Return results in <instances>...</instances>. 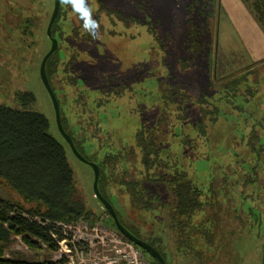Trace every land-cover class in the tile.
Returning <instances> with one entry per match:
<instances>
[{"label":"trees","instance_id":"16d2710c","mask_svg":"<svg viewBox=\"0 0 264 264\" xmlns=\"http://www.w3.org/2000/svg\"><path fill=\"white\" fill-rule=\"evenodd\" d=\"M122 1L131 2L135 11L142 6L137 0ZM200 1L199 6L197 0L190 5V12L203 10L195 14L202 17L203 26H188L180 47L182 56L177 60L170 58L166 37L146 26L152 39L147 64L144 67L139 61L136 65L138 70L145 69L146 73L140 75L150 81L144 89L139 88L143 76L123 66L117 74L98 76L89 89L79 87L78 69L82 64L94 67L103 57L109 59L106 41L120 35L116 23L124 29L144 25L135 15L125 16L122 7H108L107 0H86L91 9L88 24L70 7L59 5L51 27L57 48L45 64L64 131L79 154L99 169V193L112 207L111 195H127L129 216L142 219V228L128 224L113 207L119 223L153 247L165 264H221L222 254L228 251L221 237L225 231L230 234L241 230L243 221L248 220L243 219L242 211L231 209L247 205L245 213L254 223L264 214V73L255 71L264 67V59L218 74L216 26H206L216 15L206 12L208 4L212 1L215 9L217 0ZM242 2L264 27V0ZM29 3L15 4V11L8 12L13 22L6 14L2 17L4 26L15 28L16 46L23 60L31 57L43 39L48 40L45 31L51 14L43 9L42 0ZM186 22L190 25L189 19ZM40 31L44 32L42 38ZM64 87L69 93L60 100L55 89ZM138 90L146 108L135 99ZM15 97L21 109L0 105V182L21 201L0 199V264H65L64 257L58 262L38 263L7 259L4 243L14 237L30 250L43 245L54 252L65 239L58 224L86 221L117 229L107 211L101 209V219L85 203L64 146L49 133L45 116L29 110L35 102L33 94L18 92ZM69 104L76 112L79 134L86 135L85 145L96 144L99 148L98 144L104 142L107 151L100 159L93 154L86 156L83 141L69 130L65 115ZM118 105L133 106L131 116L138 117L140 124L129 144L107 146L108 133L102 131L96 117ZM143 110L147 113L145 119L140 115ZM223 148H233L234 152L225 154ZM209 150L217 154V159L210 157ZM205 160L210 163V172L204 190L196 179V168ZM145 215L152 227L163 225L165 246L159 238L145 241ZM109 219L111 223H107ZM142 252L150 264H159Z\"/></svg>","mask_w":264,"mask_h":264},{"label":"rangeland","instance_id":"374dc122","mask_svg":"<svg viewBox=\"0 0 264 264\" xmlns=\"http://www.w3.org/2000/svg\"><path fill=\"white\" fill-rule=\"evenodd\" d=\"M137 1L142 6L140 10L135 11L133 10V6H131L132 3L129 1L107 0L106 4L108 7L112 9L122 7L125 16L135 15L144 25H132L130 28L124 29L121 23L115 24V26H120L115 29L120 35L106 41V51H108L109 59L103 57L94 67L82 64L81 69H78L81 78L79 80V87H83L82 90L85 88L89 89L90 85L98 76L117 74L121 71V66L124 69L127 67L132 68V71H136L138 75L142 71L144 73L145 69L138 70L136 65L139 61L144 67L147 64L149 41L152 39L146 26L154 28L157 35L162 33V37H166L165 42L167 45L170 44V58L172 60H177L182 56L180 47L184 44L183 39L188 26H195L196 28L203 26L202 17L199 18L195 15L201 9H195V12H190V5L195 0ZM197 1L198 3L196 4L199 6L202 2ZM42 2L43 9L52 12L53 7H51V3L53 4V0H42ZM211 2L208 4L206 12H214L216 14L215 20L211 16L206 26H216L215 44L218 53V74H224L250 62L264 59V27L258 24L252 9L244 4L242 0H217L215 9L212 8L213 2ZM28 3L29 0H0V105L13 109H21L22 107L16 99L15 94L18 92H30L33 94L35 102L29 107V110L41 113L48 120L49 133L64 146L68 163L74 173L75 184L80 190L85 203L95 211L98 217L104 219L101 212L102 206L94 197L93 171L87 164L75 158L70 148L67 147L60 136L52 102L41 83L39 74L40 63L44 55L48 52L50 43L48 40L43 39L39 48L32 50L31 57L23 60L20 58L23 53H20L19 49L17 50L15 28L12 26H4L2 23L3 14H6L7 19L13 22V17L8 12L15 11V4L27 6ZM188 19L190 25H187L186 21ZM39 36L42 38L44 32L40 31ZM99 43L98 45L100 46L102 42ZM104 48L102 46L100 50L103 51ZM96 55H99V50L96 52ZM170 66L172 68V63ZM263 68L256 69V73L263 74ZM132 71L130 72L131 75H133ZM161 75L159 73L158 77H161ZM140 76H143L141 80L144 81L140 84L139 88L144 89V87L146 88L149 85L150 81L145 75ZM53 84L55 88L59 87L56 82ZM86 91L88 92V90ZM68 93L69 91L66 87L61 90L55 89V94L60 100L61 96L67 95ZM136 93L135 99H137L143 108H146V103H142L140 91L138 90ZM136 106L138 105L136 104ZM132 107L118 105L117 108L114 107L115 109H111L107 113L97 115L96 123L101 127L103 132L108 133L106 136L108 138L107 146L111 145L113 147L116 142L129 144L132 141L133 131L140 124L138 117L131 116ZM61 109H64V104L62 103ZM75 113V110L69 104L66 107L65 114L68 120L69 130L77 134L78 139L83 141V151L86 156L93 154L96 159H100L105 154L104 152L107 151L104 147V142H99V148H97L96 144L92 147L89 144L85 145L87 141L86 135L79 134V125L76 123ZM191 113L192 111L189 112V114ZM140 115L145 119L147 113L143 110ZM211 152L209 150L210 157L217 159V154L213 152L211 154ZM223 152L226 154L233 153L234 151L233 148L229 150L223 148ZM213 161L211 160V164H213ZM196 165L197 163L194 164L195 168ZM196 170L198 183L201 184L204 190L207 189L205 185L208 183L210 172L209 161L205 160V162H200ZM207 193L205 192V194ZM0 199L11 202L21 201L18 195L14 194L2 182H0ZM110 200L119 216L126 220L128 224L141 227L142 219L137 220L133 216H129V201L126 194H113ZM234 209L237 212L242 211L244 213L243 219L247 217L248 220L243 221L244 224H241V230L235 229L230 234L225 231L223 238L221 237L222 243L228 250L222 254L221 264H264V214L257 216L256 223H254L252 222L254 219H249L245 213V210H248L247 205H243V207L234 206L231 211H234ZM253 214L256 216L257 212L253 211ZM233 216H235V213H233ZM145 220L146 223H144V226L148 232V235L144 237L145 241L149 243L152 238H159L162 245L165 246L167 240L163 225H156L157 227L155 228L152 227L151 222L148 220V215H145ZM80 223L81 221L65 225L59 224L63 228L64 236L68 240V243H60L58 250L54 252L49 251L43 245L38 250H30L19 238L10 237L9 241L4 243L5 258L19 259L28 263H38L42 261L58 262L64 257L66 259L65 264H92L91 261L94 259L102 260L100 264H113L111 260L116 258L115 248L107 240H98L89 232H85L79 225ZM107 223H111V219ZM66 245L70 246L67 247L69 250L67 254L64 251ZM81 252L83 253V258L80 255Z\"/></svg>","mask_w":264,"mask_h":264},{"label":"water","instance_id":"95a60500","mask_svg":"<svg viewBox=\"0 0 264 264\" xmlns=\"http://www.w3.org/2000/svg\"><path fill=\"white\" fill-rule=\"evenodd\" d=\"M59 5H60V0H53V8L52 12L50 14V18L48 21V24L46 26V37L48 38L50 42V48L48 52L44 55V57L41 60L40 63V68H39V74H40V79L41 83L47 92L51 102L52 106L55 112V118H56V124L57 128L59 131L60 136L62 137L63 141L68 145L70 148L72 154L75 156L77 160L80 162L87 164L93 171L94 175V181H93V192H94V197L99 201L101 204L102 208L108 212L109 216L111 217L117 231L122 235L123 238H125L128 242L131 244L136 245L138 248H140L142 251L148 253L151 255L159 264H165L163 258L161 255L149 244L144 242L141 239L136 238L134 235H132L128 230H126L118 221L117 215L113 209V207L110 205L109 202H107L99 193L98 188H97V182H98V177H99V169L97 165L93 162H89L86 159H84L79 152L76 150L71 138L66 134L64 131L61 120H60V111H59V105L56 100V97L54 95V92L52 91L50 84L47 80L46 74H45V64L47 59L55 52L57 48V40L51 36V27L57 17L58 10H59Z\"/></svg>","mask_w":264,"mask_h":264},{"label":"built area","instance_id":"2783aa9c","mask_svg":"<svg viewBox=\"0 0 264 264\" xmlns=\"http://www.w3.org/2000/svg\"><path fill=\"white\" fill-rule=\"evenodd\" d=\"M84 222L86 221H81L79 225L85 232H89L98 240H107L111 244V246L115 248L116 258L111 260L113 264H150L142 250L134 247L130 242L126 241L118 231L111 229L103 224L94 223L91 225L87 222ZM58 226L60 225L58 224ZM60 227L62 228V226ZM60 243H68V240L65 238L63 241L59 242V244ZM67 247L70 246L66 245V249H64L66 254L69 253ZM80 255L83 258L82 252L80 253ZM101 261L102 260L94 259L91 261V263L100 264Z\"/></svg>","mask_w":264,"mask_h":264},{"label":"clouds","instance_id":"9594fccd","mask_svg":"<svg viewBox=\"0 0 264 264\" xmlns=\"http://www.w3.org/2000/svg\"><path fill=\"white\" fill-rule=\"evenodd\" d=\"M60 4L64 7H70L85 24L90 22L91 9L87 5L86 0H60Z\"/></svg>","mask_w":264,"mask_h":264},{"label":"flooded vegetation","instance_id":"af4514ba","mask_svg":"<svg viewBox=\"0 0 264 264\" xmlns=\"http://www.w3.org/2000/svg\"><path fill=\"white\" fill-rule=\"evenodd\" d=\"M50 18V17H49ZM46 32V31H45ZM48 39V38H47ZM50 43V42H49ZM148 260V259H147Z\"/></svg>","mask_w":264,"mask_h":264}]
</instances>
